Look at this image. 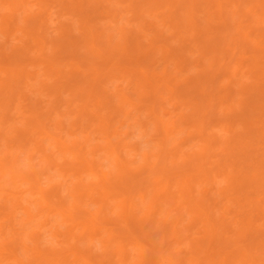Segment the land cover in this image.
I'll return each instance as SVG.
<instances>
[{
    "label": "bare ground",
    "instance_id": "1",
    "mask_svg": "<svg viewBox=\"0 0 264 264\" xmlns=\"http://www.w3.org/2000/svg\"><path fill=\"white\" fill-rule=\"evenodd\" d=\"M47 1L38 0L42 6ZM60 1L82 22L76 36L73 26L63 22L48 52L43 37L46 9L26 16L21 26L15 12L26 0H0L10 10L0 14V31L10 35V29L24 30L37 44L34 51L28 44L0 45V264H264V0ZM230 4L235 8L231 12L227 11ZM124 9L136 19L135 27L121 28L117 35L106 22L94 28L98 18L121 21ZM179 42L182 46H176ZM186 49L197 50L202 62L196 64L195 76L184 78V84L192 85L180 89L198 97L189 112L191 130L182 141L198 137L202 146L182 155L181 143L170 142L177 119L168 122L159 111L166 91L174 86L173 76L166 65L161 71L150 65L157 52H163L186 69L190 63L184 56ZM244 53L250 58V84L240 82L244 73L232 67L235 63L241 67ZM36 62L49 78H65L55 87L37 88L55 94L48 104L26 95L37 76V71L30 73L26 66ZM221 67L224 72L219 75L216 70ZM117 74L126 86L133 82L136 102L122 89L107 88V81ZM224 77H229L228 87L221 90ZM213 85L217 105L207 103ZM60 89L74 92L75 98L80 90L84 99L73 106L78 110L69 123V137L63 134L64 119L56 111L62 102ZM72 102L65 104L69 107ZM138 103L145 105V120L137 115ZM126 104L134 105L135 123L145 133L148 124H154L157 140L156 151L144 152L133 173L128 169L135 160L127 159L124 151L138 149L139 143L118 138L121 131L114 127L117 118L123 121V116H132ZM53 112L59 117L55 127L50 126ZM211 114L228 120L231 135L227 140L207 131ZM95 135L96 143L92 141ZM216 145L229 149L206 167ZM100 151L112 157V173L103 170ZM58 153L71 157L69 167L76 175L64 194L50 173ZM179 155L180 162L174 163ZM145 171L151 173L142 177ZM83 172L93 180L85 181ZM220 175L226 179L222 189H197L212 185ZM93 189L100 194L93 196ZM119 196L117 215H108L109 201ZM90 202L97 209L87 207L80 212ZM20 212L23 215L18 216ZM53 215L64 218V232L50 222ZM118 219L124 222L125 237L101 225L105 221L116 224ZM198 223L201 236L184 233ZM136 226H140L138 233L132 232ZM42 228L54 237L62 236L58 247L45 241ZM103 228L106 233L100 236ZM98 235L103 244L100 254L91 246ZM139 238L149 246L140 244ZM129 239L140 246L137 256H131L127 248ZM179 243L185 249H174ZM149 254L154 257L150 263Z\"/></svg>",
    "mask_w": 264,
    "mask_h": 264
},
{
    "label": "rangeland",
    "instance_id": "2",
    "mask_svg": "<svg viewBox=\"0 0 264 264\" xmlns=\"http://www.w3.org/2000/svg\"><path fill=\"white\" fill-rule=\"evenodd\" d=\"M70 1V0H67ZM46 5H41L38 0H26V3L22 5L20 9H18L15 13L18 18V23L21 26H25V17L30 16L33 14L38 13L40 10L46 9L45 15H47V25H46V31L43 34V37L45 41L47 42V48H45L46 51L50 52V50L53 48V43L59 38V35L61 33V28L60 25L63 22L70 23L73 26L72 33L73 35H78L79 33V24L82 22L79 19V15H77L75 12H72V10L69 9H64L65 7L62 6V2L60 0H48L46 2ZM235 10L233 4H230L227 6V11H233ZM10 12L8 9L7 3L0 4V14ZM258 12L261 13L262 9L259 8ZM123 13V19L121 21H113V20H107L104 17L98 18L97 20L99 21L98 24H96V27H98L101 23L106 22L110 27L112 28V32L114 35H117L120 33L121 28H126L130 29L132 26H136V19L132 15L131 11H128L127 9H124L121 11ZM204 15L203 12L199 13V16L202 17ZM262 16L263 14H259L258 17ZM146 19H149V16L146 14L145 15ZM245 22L241 23L244 25ZM215 25L214 23H212ZM262 24L264 22L262 21ZM14 27V26H13ZM12 30L10 35L7 33H3L0 31V45H3L6 48H10L13 46H19L22 44H28V46L31 48L32 51L35 50L36 48V43L33 41L32 35L27 34L24 30H16V29H10ZM118 37V36H117ZM116 37V39H118ZM147 37V35H146ZM255 41V38L252 39L251 42ZM176 46H182L181 42L176 44ZM262 47L264 48V41L262 43ZM191 49V48H190ZM188 50L186 49L184 51V56L190 60V63L187 65V68H182L179 64V62L175 59L165 57L163 52H157L155 55V59L153 60L154 63L150 65V67H153L154 65L157 67V70L161 71L162 66L166 65L169 68L170 73L173 76L172 82L174 83V86L169 88V90L166 91L165 93V100L163 103L162 108L159 109L160 113H163L164 119L167 120L168 122L174 121L177 119V125H176V130L172 132L171 134V145H175L177 143H181V152L179 154L186 155L189 152L192 151H197L201 146V142L198 137H195L192 140L188 141H182L183 138L186 137V131L191 130V126L189 124L190 118H189V112L190 110L195 106L197 102V95L195 93L191 94H184L183 88H186L185 85L190 86L192 83H187L184 84V78L187 76H195L198 71V66H196L197 63L202 62V57H199L198 51L197 50ZM32 51L30 52L29 56L32 60L34 55L32 54ZM249 53H244L240 57L241 61V67H239L238 63L233 64V68H237L240 70L239 73L243 72L244 74L241 77L240 82H244V84H250L252 83L253 77L251 73L248 71V62H249ZM65 60V59H64ZM182 68V69H181ZM224 67H221L220 69L216 70L217 74H222L224 72L223 70ZM26 70L30 73L36 72L37 71V76L36 78L32 79L30 82H33V85L30 86L29 88H26V95H29L34 98H39L42 102V104H48V102H52L54 100L55 94L51 93L48 91V88L46 90H41V92L37 91V88H46V87H55V83L60 84L62 81L65 80L59 79L57 81L53 80L52 78H49L44 72L42 65L36 62L35 64H28L26 66ZM1 75V74H0ZM232 77V76H231ZM229 77H224L223 80L219 83L221 86V90H224L228 86L226 85V81ZM127 82L124 78H122L119 74L117 76L111 77L107 81V88L110 89L111 91L119 90L122 89L132 95V97L135 99V102L137 101V90L133 84V82L130 83L129 86H126ZM216 85V84H215ZM213 85V86H215ZM212 87L209 86L208 90H210ZM60 98L62 100L60 106L56 110L57 112L61 113L60 118L64 119L65 123V130L63 131V134L67 135V131L69 132V129L71 128L69 123L73 122L76 119L77 116V110L78 107L74 106V104L77 103H82L83 98L81 97L80 90H77L78 98H75L74 92L70 93L69 90H64L60 89ZM216 91V86L213 88V96L207 101V103H213L216 104L219 102L217 95L215 94ZM182 92V93H180ZM222 93V92H221ZM219 93V95L221 94ZM72 105L69 107L65 104V102L71 101ZM134 105H129L126 104L125 108L126 110H131L132 111V116H123L122 120H117L114 118L115 123L114 127L120 129V137L126 142L129 143H139L138 149H130L127 148L124 151V156L127 157L129 160H135L134 163H131L129 166L128 171L129 172H135L136 169L138 168L137 166L141 164L142 162V157L143 153L146 151H151L154 152L156 151V131L154 128V124L149 123L147 127V131L145 133L144 127L141 128L140 125L135 123L137 121V117L134 115L135 110L133 109ZM71 114L67 115L66 112L68 109H71ZM142 112L143 114H141ZM147 111L145 109V105L141 106L138 103V113L137 115L140 116L143 120H145V115ZM221 114V111H220ZM53 118L52 121H50V126L55 127L56 121L58 120L59 117L55 118V113L53 112ZM134 115V116H133ZM207 119L211 122L207 124V131H209L212 134H215L219 136L220 138H224L227 140L231 133L227 129L226 122L228 120L226 119L225 116L222 115H214L211 114V116L207 117ZM78 120V119H77ZM127 133L129 135H127ZM69 137V136H68ZM94 143L99 141L97 138V135H95L94 139L92 140ZM50 150L54 151V146L50 145ZM229 147L228 145H216L213 147L211 156L209 157L208 163H206V167L212 166L216 163V160H218L219 157H221L226 151H228ZM261 151V150H260ZM59 152V151H58ZM100 162L103 165V170L105 171H111V173L114 171L115 166H113V159L112 157L105 153L104 151H100ZM60 153V152H59ZM58 155L55 161L51 164V169L50 173L53 174V181L61 185V193L64 194L67 192L68 188L71 187V185L76 181V175L74 173V169L69 167L71 157L68 155L61 156L60 154ZM22 158L24 157L23 154L21 156ZM181 155H179L174 163L180 162ZM26 162V161H24ZM69 167V168H68ZM64 168L63 170H61ZM175 170V168H174ZM151 171H145L142 175V177H146L148 174H150ZM83 177L85 181H91L93 178H91L89 175H87L86 172H83ZM45 180V179H43ZM226 184V179L224 175L217 176L214 178V181L212 185L207 184V185H199L197 186L198 190H202L204 188H209L210 186L213 187L214 191H218L225 187ZM136 192V189L135 191ZM100 194L99 189H93L92 190V195L93 196H98ZM177 201L179 200V196H177ZM121 199V196L111 199L109 201V205L111 207V210L108 211V215H117L118 208L116 205L119 204V200ZM177 206V204H176ZM90 208L92 210L97 209L96 205L93 202H90L89 204L83 206L80 209V212L83 211L85 208ZM174 207V206H173ZM79 212V213H80ZM78 213V212H77ZM218 211L216 212V214ZM141 215V212L139 213ZM18 216L23 215L21 212L17 214ZM188 217V216H187ZM186 218V216H185ZM61 215H53L51 217L50 222L52 224H55L57 228L61 231L64 232L66 230L65 228V222L63 220ZM103 227L107 229H113L114 232H117L119 235L125 237L127 236V231L124 228V222L121 220H117L116 224H113L111 222H103L101 224ZM44 228H42V237L45 239V241L50 244V242L53 244V246L56 248L59 246L58 243H61L62 236H56L54 237L53 233L51 231H43ZM100 236L106 231L103 229H100ZM140 231V226L132 227V232L138 233ZM187 232V233H186ZM184 231L187 236L190 237H196L198 238L199 236L202 235V229H201V223H198L193 229ZM140 236V235H139ZM140 239V244H147L149 246V243L146 239L144 238H139ZM134 238H131V241H133ZM130 239L128 240V243L131 242ZM135 241V240H134ZM72 242V240H71ZM77 244H81V242H77ZM92 249L94 253L100 254L103 251V244L98 236H94L92 238ZM174 249L179 250V249H185V244L179 243L174 245ZM127 248L131 254V256L138 255L140 253V246L137 244L129 243L127 245ZM131 258V257H130ZM148 263H150L154 257L152 255H148ZM117 264V263H116Z\"/></svg>",
    "mask_w": 264,
    "mask_h": 264
}]
</instances>
